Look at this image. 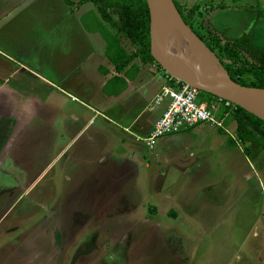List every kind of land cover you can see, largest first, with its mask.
Returning <instances> with one entry per match:
<instances>
[{
  "label": "rangeland",
  "instance_id": "374dc122",
  "mask_svg": "<svg viewBox=\"0 0 264 264\" xmlns=\"http://www.w3.org/2000/svg\"><path fill=\"white\" fill-rule=\"evenodd\" d=\"M69 1L48 0L10 32L0 25V80L11 77L0 97V264H264V149H245L234 123L227 133L199 123L169 153L148 150L149 130L126 131L141 103H92L96 80L115 65L101 33L80 34L65 10L96 28L94 4ZM173 1L197 9L201 33L209 26L226 39L248 34L247 9L264 16L263 0ZM223 6L237 11L213 26L212 11ZM252 44L264 51V30Z\"/></svg>",
  "mask_w": 264,
  "mask_h": 264
},
{
  "label": "trees",
  "instance_id": "16d2710c",
  "mask_svg": "<svg viewBox=\"0 0 264 264\" xmlns=\"http://www.w3.org/2000/svg\"><path fill=\"white\" fill-rule=\"evenodd\" d=\"M63 1L70 4L69 0ZM89 1L96 7L98 18L94 17L93 19L96 28L87 29L90 32L101 33L107 43L106 56L115 65L114 71L117 74L129 66L134 59L140 60L143 65L154 64L158 68H162L150 56L149 13L145 0ZM176 7L184 23L203 42L207 50L218 59L231 82L244 88L264 90V51L252 45L249 34L245 33L234 39H226L221 34L212 31L209 26L206 27L205 34L201 33L194 24L197 9L195 7L185 9L179 5ZM110 13L117 16V24L113 22ZM104 22L115 30L114 34L105 28ZM99 24L104 27H102L103 31L99 29ZM120 36L135 47V52L127 54L120 44ZM134 69L138 70L137 66ZM129 72L127 71L125 74L129 76ZM165 75L170 78L166 72ZM117 82L119 86H116ZM126 88L125 81L115 76L107 83L105 91H107L106 95L118 96ZM201 94L208 97L209 101L216 99L202 92ZM226 110L220 114L221 117ZM230 123L235 125L234 132L239 142L245 146L256 144L264 149V121L240 107L231 106V111L224 120V126L226 127ZM218 131L222 132V130Z\"/></svg>",
  "mask_w": 264,
  "mask_h": 264
},
{
  "label": "crops",
  "instance_id": "0c3cea01",
  "mask_svg": "<svg viewBox=\"0 0 264 264\" xmlns=\"http://www.w3.org/2000/svg\"><path fill=\"white\" fill-rule=\"evenodd\" d=\"M48 0H0V25H2L3 27V31L5 32V30H8L7 32L12 31L13 29H15L16 25L19 23L23 22L21 20H24V22H31L33 21L30 17V19L25 21V18L28 14L29 10L34 9L35 13L37 10H39L41 7L46 6V2ZM261 1V0H257ZM264 2V0H263ZM55 3V0L53 2V4ZM50 4H52V2H50ZM230 8H233L232 11L235 12L237 11V9H235V7H229V6H223L221 7H216L211 14L210 17V21L212 23L213 26H215V19L216 17H220L221 15L225 16V14L227 11H229ZM67 12V15L70 16L71 21L76 24L78 28L82 31H80V34H84L83 32L89 33L90 31H88L87 28L82 27L81 25V21H80V16L83 15L80 14L78 16H72V14L69 13V10L65 9ZM241 10V9H240ZM238 9V11H240ZM248 13L247 16L243 19L242 22H244V26H246L244 28V31L248 32L250 39H251V43H253L254 41V36L256 38V33L258 32V30H264V16L259 15V13L257 14V12L255 13V10H251V9H247ZM52 19V17H47L44 18V21L50 22ZM5 21V22H3ZM3 22V23H2ZM259 22H261V24H259ZM83 28V29H82ZM224 30V29H223ZM1 28H0V32H1ZM222 31V30H219ZM225 31V30H224ZM254 32V33H253ZM92 33V32H90ZM218 33V32H217ZM243 33V31H242ZM245 34V33H243ZM242 35V34H241ZM51 36V34H50ZM258 36V35H257ZM6 36L1 35L0 33V44L1 45H5V43L2 42V40H4ZM239 37V36H238ZM8 44V43H7ZM253 45V44H252ZM254 46V45H253ZM135 66H137V69L135 71ZM129 65L127 66L124 70H122L119 74H117L114 69L113 71L105 69L103 70V74L100 75V82L99 80H96L97 83L99 84L96 88V92H97V96L94 97L92 100L95 105L96 104H101L103 109H107L109 106L108 105H113V106H125L126 108H129V106L133 105V104H137L138 102L141 103V108L138 109L136 115H134V117L132 118V121L130 122L129 126L126 128L127 130H131L133 129V134H135L136 136L138 134V132H142L143 130H149L148 132L150 133L153 125L155 123V121L160 117L163 109L165 108V101L161 103V105H163V108L161 110V113L159 114L158 118L155 119V121H152V117L157 114V109L160 106H158L155 111L151 112L150 111V107H151V102L154 99V97L160 92L161 88L166 85L167 83V79L166 76L164 74V76H159V74L157 75H153L150 71L151 69H148L147 67H140L138 65ZM98 68H93V72L96 75L98 73ZM127 71L129 72V76L126 75L125 73ZM117 76L118 78H121L125 81V84L127 85L126 90L121 93L118 96L115 95H106L107 91H105V88L107 86V83L112 80L113 77ZM11 80V77H9L8 79H6L5 81H1L0 80V97L1 96H5V93H8L7 88H9V81ZM165 81V83L163 84V82ZM118 84V85H117ZM116 86H119V83L117 82ZM3 100H0V103H2ZM112 101V102H110ZM23 109V108H22ZM24 111V110H23ZM146 112H148V117L145 118L144 114L146 115ZM99 113V112H98ZM97 113V114H98ZM101 114V113H100ZM103 115V114H102ZM75 119V117H73ZM206 125V124H204ZM208 126V125H206ZM142 127H145L146 129H142ZM194 127V126H193ZM190 127V128H193ZM190 128L182 130L180 132L174 133V134H170V135H166L163 136L160 140H158L157 144H156V148H160L161 151L165 150L168 153L173 149H176L177 147V142L179 140V133L182 134L183 132L188 131ZM209 128H211L209 126ZM149 133L146 135L148 136ZM227 133V132H226ZM145 136V137H146ZM138 139V137H136ZM144 138V137H143ZM155 148V149H156ZM135 158V153L132 154L131 156V160H133Z\"/></svg>",
  "mask_w": 264,
  "mask_h": 264
},
{
  "label": "water",
  "instance_id": "95a60500",
  "mask_svg": "<svg viewBox=\"0 0 264 264\" xmlns=\"http://www.w3.org/2000/svg\"><path fill=\"white\" fill-rule=\"evenodd\" d=\"M149 13V39H150V56L154 61L162 67L170 77L199 90L203 94L210 95L213 98L223 100L233 106L240 107L260 120L264 121V90L254 88H244L231 82L227 73L221 66L215 56L210 53L203 45V42L191 31L184 23L181 15L173 0H162V11L157 16L154 7V0H145ZM180 24L191 38L195 39L203 47V51L214 59L221 70L224 72L223 77L216 76L214 78H203L196 74L184 71L173 63L165 59L162 51L166 47V43L170 36V31H165L164 34L160 30L164 27L165 30L173 29L175 24ZM167 29V30H168Z\"/></svg>",
  "mask_w": 264,
  "mask_h": 264
},
{
  "label": "built area",
  "instance_id": "2783aa9c",
  "mask_svg": "<svg viewBox=\"0 0 264 264\" xmlns=\"http://www.w3.org/2000/svg\"><path fill=\"white\" fill-rule=\"evenodd\" d=\"M166 79L170 83L167 82L154 97L150 111H155L162 101H165V108L149 135L141 139L148 150H153L163 136L180 132L199 123L226 132L224 120L233 105L220 99L202 101L199 90L172 77L166 76ZM225 110L221 117L220 114Z\"/></svg>",
  "mask_w": 264,
  "mask_h": 264
},
{
  "label": "bare ground",
  "instance_id": "6f19581e",
  "mask_svg": "<svg viewBox=\"0 0 264 264\" xmlns=\"http://www.w3.org/2000/svg\"><path fill=\"white\" fill-rule=\"evenodd\" d=\"M154 7L157 16L162 11V0H154ZM168 29V28H167ZM165 30L163 27L160 30L164 32L170 31V36L166 43V47L162 51V55L165 59L173 63L178 68L202 76L203 78H214L216 76L224 77V72L218 66L217 62L207 57L203 51V47L195 39L188 36L185 29L178 23H176L173 29ZM206 58L209 59L213 70L208 65Z\"/></svg>",
  "mask_w": 264,
  "mask_h": 264
},
{
  "label": "flooded vegetation",
  "instance_id": "af4514ba",
  "mask_svg": "<svg viewBox=\"0 0 264 264\" xmlns=\"http://www.w3.org/2000/svg\"><path fill=\"white\" fill-rule=\"evenodd\" d=\"M45 202H47V201H45ZM42 203H44V202H42ZM37 206L40 207L41 209L43 208L47 213H54L55 211L56 212L59 211L58 207H56V209L55 208L54 209L52 208L50 210L49 208L44 207V205L41 204V203H38ZM11 229H12V231L14 230V228H11Z\"/></svg>",
  "mask_w": 264,
  "mask_h": 264
}]
</instances>
